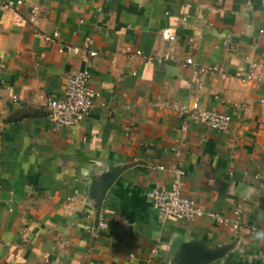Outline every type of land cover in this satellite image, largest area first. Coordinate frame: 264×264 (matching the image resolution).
Here are the masks:
<instances>
[{"label":"crops","instance_id":"1","mask_svg":"<svg viewBox=\"0 0 264 264\" xmlns=\"http://www.w3.org/2000/svg\"><path fill=\"white\" fill-rule=\"evenodd\" d=\"M23 1L0 11V264H264V83L235 77L264 62V0ZM165 28L176 61L122 53L162 57ZM55 32L58 44L44 40ZM189 56L208 73L183 68ZM84 68L91 115L54 131L48 100ZM194 99L230 130L173 109ZM177 169L204 216L153 208L149 193L170 190Z\"/></svg>","mask_w":264,"mask_h":264},{"label":"built area","instance_id":"2","mask_svg":"<svg viewBox=\"0 0 264 264\" xmlns=\"http://www.w3.org/2000/svg\"><path fill=\"white\" fill-rule=\"evenodd\" d=\"M218 2L221 4L223 0H218ZM23 5V0H0V11H16ZM36 11L37 9H33L30 14L29 22L31 25L35 24L37 20ZM161 37L166 43L168 50L162 57L146 56L143 52L139 50L133 51L131 48L124 49L122 53L128 56L142 57L149 63L159 65L165 62L176 61L177 57L174 53V44L178 39L177 33L171 28H165L161 31ZM58 38L59 34L57 32L44 36V40L52 44H58ZM191 42H193V40H191ZM92 45L93 41L90 40L89 49L85 51L86 63L88 59L98 56V52L91 48ZM66 49L67 47L65 45H60L61 53H64ZM68 49L74 56H78L82 53V50L78 47H71ZM181 65L183 68L196 67L202 74H206L209 71L205 68H199L192 56L183 60ZM250 68L247 74H237L235 77L243 82L263 84L264 62H254L251 64ZM223 77L226 78L227 75H223ZM90 79L91 74L88 68L71 70L67 75L64 97L60 99L50 98L48 100V120L54 131L72 126H80L91 115L93 100L90 89ZM198 88H202L201 84H199ZM173 109L178 112L181 117H185L191 122L201 125L213 132L225 134L230 130L231 117L226 114L203 109L199 99H194L192 102L188 103L176 104L173 106ZM176 155L179 156L180 153L176 152ZM183 178L184 172L177 169L176 179L170 190L155 189L149 193L153 208L157 211L161 219L190 221L195 217L205 215L195 201L183 195ZM207 218L225 226L231 225L234 231H240V226L237 223L231 224L228 219L218 214L209 213ZM99 225L103 226L101 223ZM154 253H156V250H154Z\"/></svg>","mask_w":264,"mask_h":264}]
</instances>
